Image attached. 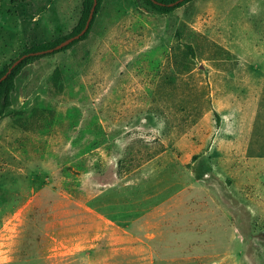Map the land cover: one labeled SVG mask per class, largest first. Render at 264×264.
Masks as SVG:
<instances>
[{"label":"rangeland","instance_id":"1","mask_svg":"<svg viewBox=\"0 0 264 264\" xmlns=\"http://www.w3.org/2000/svg\"><path fill=\"white\" fill-rule=\"evenodd\" d=\"M142 1L104 0L86 40L16 78L0 118V264H148L146 256L163 247L173 257L216 254L213 264H264V0L198 6L221 33L208 41H221L250 74L172 150L175 176L151 179L147 157L166 147L162 134L148 130L146 100L163 71L146 66L162 64L166 55L155 47L169 44L168 23L177 16L151 14ZM82 3L0 0V71L28 47L70 34ZM210 49H199V61L217 57ZM56 70L64 90L53 85ZM210 74L192 82L203 98ZM219 119L225 133L217 140ZM220 157L242 174L224 179L211 161ZM159 205L170 222L161 230L168 247L149 243L156 231L148 227L161 215L147 209ZM194 222L212 244L185 243Z\"/></svg>","mask_w":264,"mask_h":264},{"label":"crops","instance_id":"2","mask_svg":"<svg viewBox=\"0 0 264 264\" xmlns=\"http://www.w3.org/2000/svg\"><path fill=\"white\" fill-rule=\"evenodd\" d=\"M202 1L204 0H194L167 16H160L161 18L166 19V17L176 15L177 18L174 17V20L170 24L168 23L169 28L166 33V38L169 41V44L158 45L155 47V51H162V53L166 55L163 56L164 59L162 64L146 66L147 69H155L156 71L161 69L163 71L161 77L158 76L154 79V87L151 88L152 91L147 96L146 110L150 119H146L145 122L148 124V130L153 133L156 132L162 134V140L160 139V141H162L161 143L166 147V151L155 157L149 153L147 157L148 160L145 162V166L148 168L149 173L145 175L150 179L154 176L174 175L168 168H170V165L176 167L177 165H175L176 163L174 162L170 163V156L172 157V160H179V158L174 154L175 152H172V150L176 149V147H180V143L186 138V136L190 134L197 125L208 120L213 111H219L222 109L233 92L247 80L250 74L247 65H244L245 63L240 65L238 55L226 47L223 48L221 46L223 45L221 44V41H217L219 44L218 48L220 49H215V47L210 49L211 53L218 54L217 57L208 56L211 58V60L208 61H199L198 57L197 61L194 62L190 68L191 71L189 74L186 71L179 72L182 67L178 66L172 60V47L175 46L176 43L174 37L183 25L192 32L190 36L194 39L203 40L206 38L207 40H217L221 37L220 31L217 30V26L214 20L211 19V15L208 14V11L199 10L198 6ZM206 22L207 24H205ZM164 24L166 23L164 22ZM202 62L206 64H203ZM202 71H211L210 77H208V94L204 96L205 98H203L202 94L197 93L196 91L199 85H192V82L197 81L195 78L199 77ZM216 125L218 127V140L219 136H221L220 134L225 133L223 129L225 124L223 120L219 119L216 122ZM225 141L228 142V139L226 138ZM217 142L219 141H216V143ZM249 145L250 141L247 140V148H249ZM213 159L211 161L216 172L224 179L227 175L238 177L242 174L240 168L237 169L238 171H234V167L236 166L234 162L228 159H222L221 157L216 158L215 160ZM247 161L248 159H242L241 162L242 164H245ZM239 165L242 167L241 164ZM154 166L156 171L152 169ZM160 166L162 168H160ZM221 168L225 169L224 173L220 171ZM142 174L139 175L142 177ZM151 174L152 176H150ZM183 174L184 173L180 172L178 176H182ZM156 197L157 196L152 198ZM191 206L190 210L193 209V211H197L200 209V206L196 207L194 204ZM159 208H161L160 205L151 208L148 206L147 209V215H161L158 222H152L153 224L148 227L156 231L151 235L152 238L149 243L152 245L158 244L161 246H170L169 242H167L168 235L161 232V230H165L166 224L169 225L170 222L164 220L166 219L165 214L161 213ZM187 228L191 230L189 235L190 241L185 243L195 246L204 243H213L210 238L208 240L202 238V225H197V223L194 222L188 225ZM165 250L166 248L163 247L162 253L152 252L148 254L144 260L147 261L148 264H171L172 261L194 263L206 262L213 264L217 263L219 260V256L216 254H202L201 252H187L177 255V257H173L171 254L165 253Z\"/></svg>","mask_w":264,"mask_h":264},{"label":"trees","instance_id":"3","mask_svg":"<svg viewBox=\"0 0 264 264\" xmlns=\"http://www.w3.org/2000/svg\"><path fill=\"white\" fill-rule=\"evenodd\" d=\"M103 1L104 0H97V6L95 8L94 17L90 24L89 30L85 33V35L81 37L80 40L74 41L73 43L62 49H57V47L61 43L78 35L85 28L86 22L90 15V11L93 7L94 0H83L80 20L70 34L62 36L54 41L44 42L28 47L14 61L5 66L0 71L1 79L12 67L13 63L21 59L19 64L12 70L10 75L0 84V118H3L6 115L7 110L12 105L11 96L15 90V80L22 72V70L41 59L53 57L59 53L66 52L77 43L86 40L91 33L95 19L102 8ZM179 1L180 0H143L142 2L149 9V12L151 14L167 16L194 0H183L181 2ZM12 4H14V1H12ZM191 34L192 32H190V30L183 25L174 37V41L176 40V43L175 46L172 47V60L178 66L182 67L179 72L191 71L190 68L192 67L194 62L197 61L198 57H201L199 49L201 50L204 47L208 49L215 47V45L210 43L206 38H204L203 40L194 39L190 36ZM215 49L220 48L215 47ZM51 80L53 82V85L57 89H65V85L63 83L62 76L59 70L55 71Z\"/></svg>","mask_w":264,"mask_h":264},{"label":"water","instance_id":"4","mask_svg":"<svg viewBox=\"0 0 264 264\" xmlns=\"http://www.w3.org/2000/svg\"><path fill=\"white\" fill-rule=\"evenodd\" d=\"M181 1H183V0H180L179 2H181ZM96 6H97V0H94L93 7H92V9L90 11V15H89V18H88V20L86 22L85 28L78 35H76V36H74V37H72V38L64 41L63 43H61L57 47V49H62L64 47L70 45L74 41L80 40L81 37L83 35H85V33L89 30L90 24H91V22L93 20ZM20 61H21V59H19L15 63H13L12 67L8 70V72L0 79V84L10 75V73L12 72V70L19 64Z\"/></svg>","mask_w":264,"mask_h":264}]
</instances>
